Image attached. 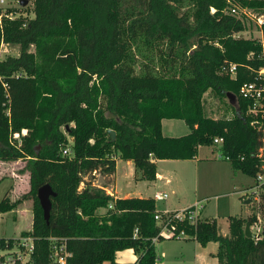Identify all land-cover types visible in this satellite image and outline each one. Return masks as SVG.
<instances>
[{
    "label": "trees",
    "instance_id": "16d2710c",
    "mask_svg": "<svg viewBox=\"0 0 264 264\" xmlns=\"http://www.w3.org/2000/svg\"><path fill=\"white\" fill-rule=\"evenodd\" d=\"M20 1L33 4L35 17L0 25V50L20 48L0 59V161L26 162L34 217L22 235L36 239L34 263L55 264L52 249L63 240L68 264H124L116 256L128 249L138 255L130 264H157L154 198L103 195L96 176H114L123 160L134 163L136 179L152 182L158 161L194 160L220 138L233 169L256 177L262 135L239 94L262 66V48L235 38L246 26L230 10L264 14V0ZM229 64L238 66L234 78L222 71ZM207 93L234 94L233 117H208ZM164 120L184 121L189 134L165 137ZM45 185L57 194L49 222L37 196ZM19 204L6 196L0 211ZM261 213L258 241L245 235L255 215L231 218L228 236L210 220L177 228L202 246L217 243L218 264H264V196Z\"/></svg>",
    "mask_w": 264,
    "mask_h": 264
},
{
    "label": "rangeland",
    "instance_id": "374dc122",
    "mask_svg": "<svg viewBox=\"0 0 264 264\" xmlns=\"http://www.w3.org/2000/svg\"><path fill=\"white\" fill-rule=\"evenodd\" d=\"M9 6L14 11L34 18V7L28 3L22 7L20 0H8ZM247 38H259L260 32L254 23L248 27ZM18 46L2 45L0 50L1 60L9 56H18ZM205 99L206 115L213 119H230L234 115L228 99H223L215 93H207ZM173 121V120H172ZM171 120L164 123V133L169 134L168 125ZM173 134L184 136L189 131L184 121L177 120ZM73 145L70 140L68 149ZM118 171L113 181L107 177H97L96 186L116 190L120 198H147L154 194V190L147 185L151 183L134 179L132 167L126 161L118 160ZM168 163V162H166ZM25 161L1 162L0 161V203L6 196L11 201L20 200L19 206L10 212L0 211V239L18 238L31 229L34 217V201L28 196L30 192V177L28 172H22ZM164 173L176 172L171 186L166 188L170 198L158 201V210H173L175 208L193 207L202 204L201 221H216L220 234H230V219H248L257 216L262 219L261 202L252 195L251 189L255 186V178L235 171L232 164L220 158L217 147H201L198 157L189 164L159 166ZM191 171V172H189ZM174 174V173H173ZM175 192V193H174ZM251 201L250 203H247ZM106 210H100L104 214ZM263 225V224H262ZM218 244L209 243L202 246L195 238L180 237L164 239L156 244L157 264H218L216 254ZM138 255L131 249L117 253L118 263H135ZM104 264H110L105 262Z\"/></svg>",
    "mask_w": 264,
    "mask_h": 264
},
{
    "label": "built area",
    "instance_id": "2783aa9c",
    "mask_svg": "<svg viewBox=\"0 0 264 264\" xmlns=\"http://www.w3.org/2000/svg\"><path fill=\"white\" fill-rule=\"evenodd\" d=\"M8 0H0V25L3 24L4 19L15 20L21 17H27V15L19 13L17 11L9 10L12 7L9 6ZM20 4V3H19ZM231 14L240 19L246 26L245 31L235 35V38L240 39H252L247 38L248 27L251 23L256 25V28L260 32V37L257 40L260 44L262 51L259 54V59L262 60L263 64L256 71L255 78L252 82L245 83L240 90V97L246 101L251 102L250 108L247 112V116L252 119V126H254L260 133V148L256 154L260 160L259 172L255 177V186L251 189L252 195L255 196L259 202H261L264 196V37H263V25H264V14H260L255 10L248 8L232 7L230 10ZM28 18V17H27ZM1 53V52H0ZM254 55L251 54L250 58ZM1 59V56H0ZM222 71L230 77H236L238 73V66L236 64L226 65ZM19 135H16L18 138ZM223 139L216 138L214 140V147H219L223 143ZM220 152V151H219ZM65 155H71V150L66 149ZM220 158L230 162L229 157H224L220 152ZM244 160V158H242ZM154 200L165 201L169 198L168 194L156 193ZM202 204H196L193 207H189L182 211H165L161 214H157L155 221L159 228V235L152 239L154 244L159 242V239H176L180 237L190 238V236L183 231H179L177 228L178 224L189 223L191 225H197L202 219L200 217L202 211ZM110 208H113L111 205ZM262 219L259 217L258 221L251 226L252 237L255 240L261 239V233L263 229ZM136 233L138 231L136 230ZM56 243V239H52ZM36 252V239L31 235H21L18 238L6 239L4 245L0 244V264H35L34 256ZM71 255L67 251L65 241L58 245L54 244L52 249V261L55 264H68V258Z\"/></svg>",
    "mask_w": 264,
    "mask_h": 264
},
{
    "label": "crops",
    "instance_id": "0c3cea01",
    "mask_svg": "<svg viewBox=\"0 0 264 264\" xmlns=\"http://www.w3.org/2000/svg\"><path fill=\"white\" fill-rule=\"evenodd\" d=\"M166 121H168V120H164L163 121V135L165 136V137H171V138H176V137H181V136H176L175 134H173V130H175V128H174V126H177V124H179V123H176L177 122V120H171L172 122L171 123H169V125H168V131H169V134L168 135H166L165 133H164V123L166 122ZM170 121V120H169ZM181 121V120H180ZM189 129V128H188ZM189 132H190V130L187 132V134H189ZM187 134H185V135H187ZM200 149H201V147H200ZM200 149H199V151H200ZM198 157V156H197ZM197 159V158H196ZM196 159H194V160H191V161H158V163H157V179L155 180V181H152V182H150V181H147L148 183H151V186H149V185H147L148 186V188L149 189H152V190H154V194L153 195H151V196H148L147 198H153L154 197V195L156 194V193H164V194H168L167 193V191H166V188L168 187V186H171L172 185V183H173V180L175 179V174H176V172L175 171H173V173H171L172 171H170L169 173H167V172H163L161 169H159V166L160 165H163V164H172V165H181V164H189L190 162H193V161H195ZM18 162V161H17ZM166 162H168V163H166ZM118 163H119V161L117 162V170H116V173H115V175L114 176H112V177H107L108 178V180H110V181H113V179H115L116 178V175H117V171H118ZM126 163H127V165L128 166H131L132 167V175H133V178L134 179H136V170H135V166H134V163L132 162V161H126ZM189 172H191V171H189ZM100 175H97L96 177H99ZM30 177V176H29ZM102 177V176H101ZM105 178V177H104ZM138 179V178H137ZM136 179V180H137ZM140 181H144V180H140ZM146 181V180H145ZM111 187H112V189H108V188H105V187H100L101 189H105L106 190V193H107V195H111V196H113L114 198H116V199H118V198H120V197H118L117 196V193H116V190L115 189H113V186L111 185ZM175 193V192H174ZM169 195V194H168ZM130 196H126L124 199H126V198H129ZM137 197H139V198H143L142 196H137ZM169 198H170V196H169ZM168 198V199H169ZM157 203V202H156ZM190 206H188V207H184V208H175V209H173V210H171L170 212H175V211H182V210H185V209H187V208H189ZM158 208V207H157ZM159 212H165V211H169V210H164V211H160V210H158Z\"/></svg>",
    "mask_w": 264,
    "mask_h": 264
},
{
    "label": "water",
    "instance_id": "95a60500",
    "mask_svg": "<svg viewBox=\"0 0 264 264\" xmlns=\"http://www.w3.org/2000/svg\"><path fill=\"white\" fill-rule=\"evenodd\" d=\"M28 3H29L28 1H21L20 5L22 7H25ZM228 99H229L230 104L236 107L237 97L234 94L229 93ZM110 134L112 135L113 139H115L116 133L114 131H110ZM102 194L107 195L105 189H102ZM37 196H38L40 205L43 209L44 219L47 222H49L51 210H52V198H55L57 194L55 193V191L52 189L50 185H45L38 190ZM250 202L251 201H248L247 203H250ZM245 235L247 238H252L250 222L246 224Z\"/></svg>",
    "mask_w": 264,
    "mask_h": 264
}]
</instances>
